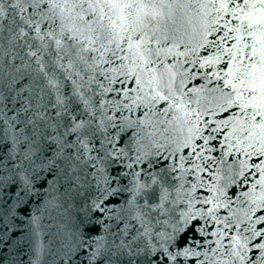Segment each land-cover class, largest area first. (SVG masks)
<instances>
[{
    "label": "water",
    "instance_id": "water-1",
    "mask_svg": "<svg viewBox=\"0 0 264 264\" xmlns=\"http://www.w3.org/2000/svg\"><path fill=\"white\" fill-rule=\"evenodd\" d=\"M0 264H264V0H0Z\"/></svg>",
    "mask_w": 264,
    "mask_h": 264
}]
</instances>
